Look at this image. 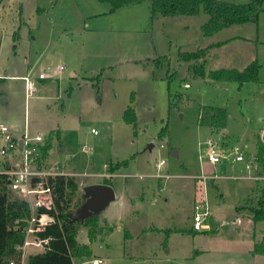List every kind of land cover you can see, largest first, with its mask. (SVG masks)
<instances>
[{"label":"rangeland","instance_id":"rangeland-1","mask_svg":"<svg viewBox=\"0 0 264 264\" xmlns=\"http://www.w3.org/2000/svg\"><path fill=\"white\" fill-rule=\"evenodd\" d=\"M149 4L142 0L111 10L99 0H0V123L15 140L24 132L40 134L49 144L48 162L64 170L83 172L87 160L95 164L91 169L103 170L74 176L73 209L84 201V185L111 178L103 163L141 154L122 166L134 173L139 163L153 167L164 160L157 178L112 177L116 196L97 213L94 238L89 239L86 226L78 230L77 240L87 243L91 254L74 257V264L95 258L102 259L100 264H264V254L249 251L264 235V223L254 222L250 211L264 182L246 177L247 162L251 174H264L255 162L256 141L264 140V1L256 22L210 36L200 29L207 19L202 10L151 17ZM200 48L203 60L178 57L179 49ZM160 55L168 60L155 64ZM197 60L203 76L188 69ZM253 60L259 63L256 81L238 85L207 76L215 68L241 70ZM31 64L29 74L37 82L27 93L22 75ZM177 93L181 101L169 107V96ZM204 104L226 108L225 134L198 123ZM129 106L135 124L123 119ZM165 125L164 137L157 139ZM209 136L225 150L240 147L243 160L211 165L204 144ZM3 137L0 132V150ZM82 144L93 151L84 154ZM19 158V151H0V171ZM212 172L219 177L206 180L208 227L197 232L191 219L202 188L191 175ZM35 252L27 248L24 264Z\"/></svg>","mask_w":264,"mask_h":264},{"label":"trees","instance_id":"trees-1","mask_svg":"<svg viewBox=\"0 0 264 264\" xmlns=\"http://www.w3.org/2000/svg\"><path fill=\"white\" fill-rule=\"evenodd\" d=\"M110 4V9H116L125 4L138 3L142 0H99ZM264 0H248L243 3H234L227 0H149L151 17L160 14L164 16H186L195 15L200 10L207 16L205 22L200 25L204 36H210L223 28L231 25L256 22L259 13L263 10ZM220 43V42H219ZM205 50L200 48L192 51L178 50V57L183 61L201 59ZM168 58L165 55L157 56L153 61L160 64ZM259 63L256 60L248 63L243 69L235 68H215L209 70L207 76L215 80H232L238 85L244 82H253L257 79ZM188 69L198 76L205 75V71L199 60L190 64ZM169 80L171 77L166 74ZM182 95L179 93L169 96V107L176 106L181 101ZM227 112L223 106L204 104L200 106L198 123L225 133ZM123 119L128 123H136L135 111L129 106L123 112ZM163 126L158 132V137H163L166 132ZM49 144L42 145L41 154L43 160L48 158ZM131 155L127 159L118 160L108 166L110 172L119 167L127 166ZM255 162L264 171V140L257 139ZM9 175L0 172V264H8L11 258H20V253L16 246L22 243L24 238L23 227L26 219L30 216V204L23 199L14 196L7 188ZM50 187L52 195V208L39 205L36 212L47 214L50 219L44 225L38 235L47 238L45 250L28 255L27 264H74L73 258L89 256L90 247L87 243L77 240V234L81 225L87 227V235L90 240L95 236L98 228V215H89L83 220L77 218V209L81 201L78 200L76 209L72 208L73 199L78 191V182L74 176L56 175L49 176L44 181ZM102 183L111 184L109 178H103ZM258 197L256 205L250 208L251 218L254 222L264 223L263 195ZM192 228V227H191ZM252 253L264 254V238L255 241Z\"/></svg>","mask_w":264,"mask_h":264},{"label":"built area","instance_id":"built-area-1","mask_svg":"<svg viewBox=\"0 0 264 264\" xmlns=\"http://www.w3.org/2000/svg\"><path fill=\"white\" fill-rule=\"evenodd\" d=\"M62 67L60 66V69ZM38 77L43 78V74L39 73ZM25 80V89L27 93L32 90L28 77H23ZM0 132L3 134L4 145L0 150L1 154L8 152L14 153L20 152L19 161L13 163L5 171H2L9 175V182L7 185L8 190L16 197L26 200L31 207L30 216L26 219V224L23 227L24 238L22 243L16 246V250L20 253V258H11L8 264H24V253L27 248H36L37 252L45 250L47 238H42L38 235V232L42 230L44 225L48 222L50 217L45 213H37L36 207L39 205L46 208H52V195L50 187L45 184V180L49 176L64 175V176H92L94 174L83 172H72L64 170L58 162H48L43 160L41 154V146L44 145L43 138L40 134L35 136H28L25 132L23 135L15 140L8 127L5 124H0ZM90 132L97 134V129L91 128ZM21 141V144H20ZM204 144L207 147L206 159L211 165L219 164L223 161H230L231 163L241 161L244 158L240 147L232 146L226 150L220 148L217 142L211 137H207L204 140ZM93 151L91 145L82 144L81 152L88 154ZM248 169L247 178L254 180H260L264 182V174L254 173L249 171L250 163H246ZM107 175V174H106ZM198 181L204 182L208 179L217 178L219 174L212 172L210 174L200 173L195 176ZM204 199H197L194 204V211L191 219V227L194 231H201L208 227V220L210 218L209 210L204 203ZM102 259L95 258L91 260V264H100Z\"/></svg>","mask_w":264,"mask_h":264},{"label":"crops","instance_id":"crops-1","mask_svg":"<svg viewBox=\"0 0 264 264\" xmlns=\"http://www.w3.org/2000/svg\"><path fill=\"white\" fill-rule=\"evenodd\" d=\"M203 59V58H202ZM33 68H34V65L33 64H31V65H28V67H27V70L28 71H26V73L24 74V75H22V77H28V79H29V82H30V87L32 88V89H34L35 87V83L37 82V80H36V82L34 83V80H32V76H30V74L29 73H31V75L33 74ZM221 68H224V67H221ZM62 69V68H61ZM60 69V67H59V71L61 70ZM39 73H41V71L39 72ZM74 73L75 72H73V71H71V75H74ZM26 74H29V75H26ZM38 78V77H37ZM187 85V84H186ZM24 86H25V80H24ZM32 89H30V90H32ZM2 98V97H1ZM211 105V104H210ZM218 106V105H217ZM0 124H2V123H0ZM209 128V127H208ZM225 129V128H224ZM224 131V130H223ZM221 133L223 134V132L221 131ZM225 134V133H224ZM16 137V136H15ZM164 137V136H163ZM159 138H162V137H158L157 136V139H159ZM63 146V145H62ZM61 146V147H62ZM161 146H162V144H161ZM60 147V148H61ZM152 147H153V144L152 143H150V144H148V146H147V148H150V149H152ZM62 150H65V147H63V148H61ZM256 152V151H255ZM144 153V152H143ZM140 156H141V154L139 155V154H134V157L133 158H135V157H138L137 159H139L140 158ZM133 158H130L129 159V161L131 160V159H133ZM122 160V159H121ZM118 161V160H117ZM138 161V160H137ZM115 163V162H114ZM164 163V160L163 159H161V160H159L158 161V163H156V165H154L153 167H151L150 165H149V163H147V162H142V163H139L138 164V169L134 172V173H129V172H126V171H122V167H119L118 169H116L115 171H113V172H111V173H106L108 176H111V178H109L110 180H112V177L113 176H128V177H136V178H138V179H141V178H157V177H159L160 175H158L160 172H158L157 170H159V167L162 165ZM107 164L108 165H110V164H113V162L112 163H103V165L102 166H104V165H106L107 166ZM84 164H82V166H83ZM94 162H91V161H89L88 162V160H87V162L85 163V166H83V168H84V170L86 171V172H88V173H92V174H94V175H92V176H97V175H99L100 173L99 172H102L103 170H101V171H99V170H93V169H91V168H93L94 167ZM128 165H129V163H128ZM127 165V166H128ZM6 167L5 168H9V164H6L5 165ZM1 172V171H0ZM105 174V175H106ZM207 174H210V173H207ZM130 175V176H129ZM162 175V174H161ZM196 175H198V174H193V175H191L193 178L196 176ZM166 176H168V175H166ZM196 178V177H195ZM212 179H214V178H212ZM102 183V181H95V182H91V183ZM200 183V184H199ZM197 184H199V187L200 188H202V190H200V194L198 195L199 196V198L198 199H204L205 200V189H206V181H204V182H200V181H197ZM202 184H204V186L202 185ZM111 185V184H110ZM201 185H202V187H201ZM85 186V185H84ZM112 187H113V185H111ZM114 189V188H113ZM123 189H125V187H123ZM122 193L123 194H125L123 191H122ZM115 196H116V194H115ZM264 196V195H263ZM195 204V203H194ZM104 218H105V221H108L109 222V220H108V217H105L104 216ZM109 227L111 228V226L109 225ZM252 237H253V233H252ZM262 238H264V235H263V237ZM261 238V239H262ZM257 240V239H256ZM255 240V241H256ZM252 249H253V246L249 249V251H250V253H252L251 251H252ZM27 256V255H26ZM259 264H263V263H259Z\"/></svg>","mask_w":264,"mask_h":264},{"label":"water","instance_id":"water-1","mask_svg":"<svg viewBox=\"0 0 264 264\" xmlns=\"http://www.w3.org/2000/svg\"><path fill=\"white\" fill-rule=\"evenodd\" d=\"M1 100H5L2 96ZM21 144V141H20ZM84 201L77 209V218L83 220L89 215H95L115 199V191L110 184L90 183L83 186Z\"/></svg>","mask_w":264,"mask_h":264}]
</instances>
